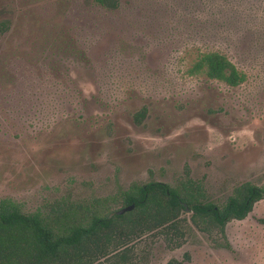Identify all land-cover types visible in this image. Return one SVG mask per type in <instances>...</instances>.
<instances>
[{"label": "rangeland", "instance_id": "374dc122", "mask_svg": "<svg viewBox=\"0 0 264 264\" xmlns=\"http://www.w3.org/2000/svg\"><path fill=\"white\" fill-rule=\"evenodd\" d=\"M0 21V200L115 212L133 184L187 176L216 205L263 185L264 0H0ZM211 51L238 86L188 73ZM184 228L132 240L130 264H264V200L223 234Z\"/></svg>", "mask_w": 264, "mask_h": 264}, {"label": "trees", "instance_id": "16d2710c", "mask_svg": "<svg viewBox=\"0 0 264 264\" xmlns=\"http://www.w3.org/2000/svg\"><path fill=\"white\" fill-rule=\"evenodd\" d=\"M109 10L119 0H93ZM8 24L0 21V36ZM190 75L238 86L244 76L218 52L200 53L188 69ZM264 200V183L237 186L222 205L205 201L202 186L189 177L172 187L166 183L133 184L112 199L121 207L134 205L122 215L113 214L106 200L88 203L54 202L44 211L23 213L11 199L0 200V264H130L129 243L158 234L169 248L182 245L184 226L201 232L215 228L221 234L231 220H243ZM189 212V220L181 217ZM167 264H183L170 260Z\"/></svg>", "mask_w": 264, "mask_h": 264}, {"label": "water", "instance_id": "95a60500", "mask_svg": "<svg viewBox=\"0 0 264 264\" xmlns=\"http://www.w3.org/2000/svg\"><path fill=\"white\" fill-rule=\"evenodd\" d=\"M134 209V205H130V206H126V207H122L118 210H116L114 213H112L110 216H112L113 214H116V215H122L126 212H130Z\"/></svg>", "mask_w": 264, "mask_h": 264}]
</instances>
